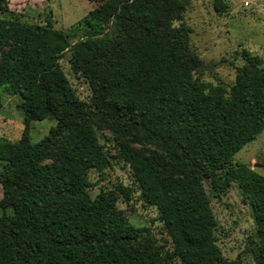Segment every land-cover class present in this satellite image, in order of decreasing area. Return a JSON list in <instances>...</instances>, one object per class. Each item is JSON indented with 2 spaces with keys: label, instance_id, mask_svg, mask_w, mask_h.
<instances>
[{
  "label": "trees",
  "instance_id": "1",
  "mask_svg": "<svg viewBox=\"0 0 264 264\" xmlns=\"http://www.w3.org/2000/svg\"><path fill=\"white\" fill-rule=\"evenodd\" d=\"M0 0V12L8 10ZM181 0H100L69 30L0 16L2 93L21 95L18 139L0 135V264H239L216 243L209 194L235 183L264 264V175L233 155L264 128V65L236 66L227 89L201 81ZM87 82L86 105L64 73ZM54 119L33 141L32 123ZM148 153L119 144L170 246L136 226L116 196L89 193L91 169L110 165L94 120ZM122 142V141H121Z\"/></svg>",
  "mask_w": 264,
  "mask_h": 264
},
{
  "label": "rangeland",
  "instance_id": "2",
  "mask_svg": "<svg viewBox=\"0 0 264 264\" xmlns=\"http://www.w3.org/2000/svg\"><path fill=\"white\" fill-rule=\"evenodd\" d=\"M184 4V21L190 26L189 45L197 54L204 68L196 73L198 78L211 85L228 88L235 81L236 66L247 59H259L264 65V0H181ZM100 0H8V10L0 16L22 21L48 20L56 28L69 30V26L81 18ZM61 67L78 97L90 105V88L85 79L77 75L71 66L69 52L60 58ZM21 95L2 93L0 105V135L16 140L23 128V114L18 107ZM94 120L98 139L107 150L110 165L103 170L89 171V193L116 196V206L136 226L147 225L158 243L169 247L166 229L158 217L154 205L147 203L131 169L119 148L128 144L141 152L155 148L146 143L132 141L130 135L104 128ZM54 119L35 121L29 130L33 141L45 135ZM122 141V142H121ZM234 162H242L264 175V128L233 155ZM255 163H260L256 166ZM2 164L0 162V169ZM210 206L217 220L216 243L224 258H239V264H257L252 256L255 225L251 208L243 199L238 187L232 183L219 195L211 193ZM2 187L0 184V199ZM1 214V208H0Z\"/></svg>",
  "mask_w": 264,
  "mask_h": 264
},
{
  "label": "water",
  "instance_id": "3",
  "mask_svg": "<svg viewBox=\"0 0 264 264\" xmlns=\"http://www.w3.org/2000/svg\"><path fill=\"white\" fill-rule=\"evenodd\" d=\"M256 166H260L261 164L260 163H255Z\"/></svg>",
  "mask_w": 264,
  "mask_h": 264
}]
</instances>
